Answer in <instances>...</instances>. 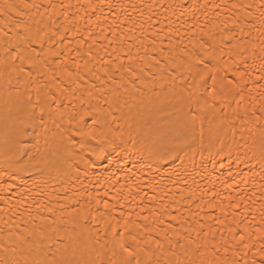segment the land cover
<instances>
[{"label":"bare ground","instance_id":"6f19581e","mask_svg":"<svg viewBox=\"0 0 264 264\" xmlns=\"http://www.w3.org/2000/svg\"><path fill=\"white\" fill-rule=\"evenodd\" d=\"M5 2L6 0H0V6ZM32 2L46 6L49 0H7L9 4L20 6L21 12L29 13L28 16L16 18L22 19L29 25V29L24 30L29 39L39 30L44 36L45 48L55 49L62 47L59 36L51 44L47 42L48 36L53 31H58L67 37L64 46L68 50L67 56L71 57L67 64L69 69L75 70L73 60H81V57L75 54L81 37L87 35L89 28L93 37L99 36L103 30V34L112 40V44L108 45L107 40H97L96 45L103 47L93 45L92 55L96 56L98 53L99 56L108 58L105 49L111 52L115 48L116 51L111 59L115 61L120 57L123 63L127 64L128 60L124 59V53L131 45L133 71L144 68L150 76L143 77V80L150 82L147 87L138 84L137 87L141 91H133L126 80H121V73H116V83L110 86L107 81L104 83L100 80L96 81L97 90L94 95L99 96L101 94L99 89L103 88L104 95H107L110 101L119 97V104L114 103L113 108L118 109L116 115L121 117L118 123L123 132V139L127 140L131 132L132 137L138 142L134 148L129 145L132 150L126 155L114 157L106 153L111 161L107 166L89 167L85 174L86 165L81 161L78 153L83 154L85 159L88 154L78 144H70L68 142L70 133L64 134L51 121L47 122L46 132L40 129L39 125H35L39 134L41 167L48 169L44 173L46 184L38 187L39 182H34L33 177L39 176L40 173L28 170L35 165L34 162L29 163L27 157L21 154L14 159L5 160L0 155V172L12 173L17 167L23 169L19 173L21 179L9 180L8 176L0 175V245L15 247L21 264H25V261L27 264H44L53 253H57V259L63 257L71 260L73 244L80 242V234L83 231L84 238L96 250L103 253L102 259L106 262L108 253L100 248V244L95 243L97 235L95 229H102L103 225L91 224L93 230L91 233L80 229L74 221L78 223L84 221L74 214V209L80 206L86 207L85 202L89 201L90 196L107 199L106 194H115L119 189L130 201L146 204L149 210L156 212L157 216L151 219L158 218L165 211L176 216V221L169 220L167 216L163 217L166 223L173 225L168 231L169 237L176 240L175 232L191 235L194 242L187 246L193 251L196 232H209L207 237L199 238L202 249L206 240L209 250L200 256L190 255L189 259L193 261L235 259L231 249L228 252L223 250L226 246L225 241L233 247L237 246L232 239L233 232L229 231L230 228L243 233L246 241L250 233L258 246L259 233L255 229L264 228V215H262L264 184L258 175L249 173L243 164L237 165L234 154L230 161L227 150L220 156L215 155V152L211 156L204 152L203 157L200 155L195 157V165L186 161L185 166L181 168L173 167L169 163L161 165L157 170L153 167L155 161L150 159L145 150V145L148 144H154L156 148L163 150L184 147L178 142L180 140L178 121L188 109L186 105L177 108L174 102L162 104L160 99H163L161 85L168 87L171 84V77H167V73L172 72L179 83L181 74L179 66L187 59L184 49L193 51L192 45L188 42L190 35L188 29L194 25L197 28L203 25L204 31L218 33L223 28L224 21L233 17L234 12L239 11L237 9L224 11V9L232 3H245L248 0H195V3L202 7L197 8L194 15L181 16L179 19L165 6L172 0H53L57 4L73 6L67 12L57 8V12L63 15H54L51 10L45 11V7L39 10V14L35 9L23 7L25 3ZM66 16L70 19L66 20ZM55 20H59L60 24L69 31L64 32V27L52 26ZM14 23L15 20L9 18L8 14L0 17V55H3L4 49L8 47L4 36L6 25ZM201 34L198 33V37ZM182 37L183 42L177 43ZM9 42L13 45L17 43L15 30ZM90 44L92 38L86 41V46L80 50L81 53L87 52V45ZM22 46L39 48V44L23 43ZM149 56L160 58L165 67H153V61L148 59ZM48 59L57 58L49 55ZM173 62L175 67L171 66ZM49 66L54 67V65ZM25 67L27 68V65ZM91 67L90 64L89 68ZM96 67L100 68V65L96 63ZM96 75L103 77V70L101 69ZM152 75L156 77L155 80H151ZM123 76L131 79L128 73H123ZM21 77V83L15 86L16 90L11 94L0 89V135L4 134L6 127L16 129L28 133L26 136L18 135L17 140L34 143L33 127L29 125L35 124L32 116L35 109L31 105L35 103L38 91L41 92V96L43 95V84L50 81H46L45 77H36L32 83H29L23 73ZM89 78H92L91 74ZM157 94H161L160 99L157 98ZM29 96L32 97L31 101L28 99ZM93 103L96 101L93 100ZM138 112L143 114L140 120L136 118ZM211 120L213 117L208 115L204 121L206 134ZM64 127L67 125L65 124ZM157 130H164L165 134L157 136ZM227 132L228 129L225 127L224 132L221 133L222 139ZM25 151L35 156V150L31 146ZM92 159L97 158L92 157ZM19 160L24 162L23 165L18 164ZM97 164L99 165V160ZM9 184L11 188L8 187ZM217 219L222 223H217ZM246 219L251 221L247 224L248 232H244ZM200 223L204 225L203 229L199 227ZM161 227L163 228L164 225ZM185 229L189 231L185 232ZM40 230L46 234L43 240L38 235ZM99 235L103 242L102 233ZM26 240L31 243H25ZM213 242L221 249L218 256L211 251ZM185 243L187 244V241ZM29 252L31 255L28 254Z\"/></svg>","mask_w":264,"mask_h":264},{"label":"snow or ice","instance_id":"6c2138e0","mask_svg":"<svg viewBox=\"0 0 264 264\" xmlns=\"http://www.w3.org/2000/svg\"><path fill=\"white\" fill-rule=\"evenodd\" d=\"M165 6L177 16V19L189 14L194 15L196 9L202 7L195 3V0H172ZM23 7L35 9L37 14L42 7H45V11L51 10L54 15H63L57 12V8L67 12L73 6L57 4L49 0L46 6L32 2L25 3ZM230 9L239 11L234 12L233 17L224 21V26L218 33L204 31L203 25L199 28L194 25L188 29L190 33L188 42L192 45L193 51L184 49L187 59L179 66L180 82L177 83L172 72H168L167 77H171V84L168 87L161 85L163 99H160L161 94H157L162 104L174 102L177 108L186 105L188 111L178 121L180 136L178 142L184 147L163 150L156 148L154 144H148L145 145V150L150 159L155 161L153 167L157 170L161 165L169 163L173 167L181 168L185 166L186 161L195 165L197 155L203 157L204 152H207L211 156L215 152V155L220 156L227 150L230 161L234 154L237 165L243 164L249 173L258 175L264 184V0L232 3L224 11ZM5 14L15 20V23L6 25L4 31L8 47L4 49V54L0 55V89L7 94L15 91V86L21 83V73L29 83H32L36 77H45L50 83L43 84V95L41 96V92L38 91L35 103L31 105L38 110L32 113L35 124L29 125L33 127L35 142L25 143L17 140L18 135L26 136L28 133L6 127L4 134L0 135V155L5 160H11L22 154L27 157L29 163L34 162L35 167L28 170L40 173L39 176L33 177L34 182H39L37 183L39 187L47 183L44 173L48 169L41 167L40 141L35 125H39L40 129L46 132L47 122L51 121L64 134L70 133L68 142L78 144L88 154L85 159L83 154L78 153L81 161L86 165L85 174L89 167L109 165L111 161L106 153L120 157L132 150L129 145L134 148L138 142L132 137L131 132L127 140L123 139V132L118 123L121 117L116 115L118 109L113 108L114 103L119 104V97L110 101L107 95H104L103 88L99 89L101 93L99 96L94 95L97 90L96 81L100 80L101 83L107 81L110 86L116 83V73H121V80H126L133 91H141L137 87L138 84L147 87L150 81L145 82L143 77L150 76V73L144 68L133 71L131 45L124 53V59L128 60L127 64L123 63L120 57H117L115 61L111 59L116 51L115 48L111 52L105 49L108 58L99 56L98 53L93 56L92 46L96 45L97 40H107L108 45L112 44V40L103 34V30L99 36L93 37L89 28L87 35L82 36L77 44L75 54L80 56L81 60L72 61L75 69L72 70L67 67L71 57L67 56L68 50L64 46L66 36L53 31L48 36L47 42L51 44L59 36L62 47L46 49L45 39L40 31L37 30L29 39L24 31L29 29V25L22 19H16L28 16L29 13L21 12L20 6L9 4L6 0L5 4L0 6V17H4ZM65 19L70 18L66 16ZM197 24H199L198 20ZM52 26L64 27V32L69 31L67 27L60 24L59 20L53 21ZM14 30L17 43L13 45L9 41ZM198 33L202 34L198 37ZM113 35H115L114 31ZM90 38H92V44L87 45L88 51L81 53L80 50L86 46V41ZM182 42L183 37L177 41V43ZM23 43L39 44V48H25L22 46ZM96 47H103V45H96ZM49 55L57 59L49 60ZM148 59L153 61V67H165L160 58L149 56ZM96 63L100 65V68L96 67ZM90 64L91 68H89ZM171 66L175 67L174 62ZM101 69L104 72L103 77L96 75ZM123 73H128L131 79H126ZM167 77H165L166 82ZM155 79L156 77L152 75L151 80ZM35 82L40 83V81ZM28 99L31 101L32 97L29 96ZM93 100L96 103H93ZM208 115H211L213 120L209 121L210 126L206 134L204 121ZM142 117L143 114L138 112L137 120ZM65 124L67 127H64ZM225 127L228 132L224 133L222 139L221 133L224 132ZM164 134V130H157V136ZM30 146L35 150V156L25 151ZM101 157L104 159H100ZM23 163L22 160L18 161L19 165ZM22 170L21 167H17L15 172L5 171L0 172V175L8 176L9 180L21 179L19 173ZM8 187L11 188V184ZM106 195L107 199H96L90 196L89 201L85 202L86 207L80 206L74 209V214L84 221V223L74 221L80 229L91 233L93 232L91 224L103 225L102 229H95L97 234L95 243L100 244V248L108 253L106 262L102 259L103 253L90 245L82 231L80 242L73 244V259L63 257L57 259V253H53L44 264H264V228L255 229L259 233L258 246L250 233L246 241L243 233L229 229L233 232L232 239L237 246L233 247L225 241L226 246L223 250L228 252L231 249L235 259L193 261L189 259L190 255L200 256L209 250L207 241H204L202 249L199 240L201 236L207 237L209 232H196L193 251L187 246L194 242L191 235L175 232L176 240L169 237L168 231L173 228V225L166 223L163 217L167 216L169 220L176 221L177 217L172 213L165 211L158 218L151 219L157 216L156 212L149 210L146 204L130 201L121 190L117 189L115 194ZM216 222L222 223L219 219ZM248 223L251 221L246 219L244 232H248ZM161 225L164 227L162 228ZM199 227L203 229L204 225L200 223ZM101 233L103 242L99 235ZM31 235L30 233L29 236ZM38 235L41 240L46 238L43 230H40ZM47 238L51 239V237ZM25 243H31V241L26 240ZM252 249L255 250L251 251ZM220 250L213 242L211 251L218 256ZM16 253L15 247L0 245V264H21V259ZM28 254L31 255V252ZM25 264H27L26 261Z\"/></svg>","mask_w":264,"mask_h":264}]
</instances>
